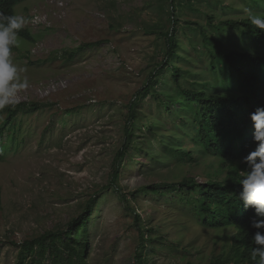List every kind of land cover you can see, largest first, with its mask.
Here are the masks:
<instances>
[{
	"label": "rangeland",
	"instance_id": "rangeland-1",
	"mask_svg": "<svg viewBox=\"0 0 264 264\" xmlns=\"http://www.w3.org/2000/svg\"><path fill=\"white\" fill-rule=\"evenodd\" d=\"M60 2L61 17L47 28H34L30 18L50 12L51 0H28L16 9L33 37H19L12 49L29 85L16 105L44 108H25L19 144L0 162V264H28L19 257L24 242L66 231L93 201L86 264H212L233 256L237 230L204 227L189 194L147 188L206 183L222 169L219 158L194 142L197 115L180 91L221 92L202 32L219 37L225 50L241 48L242 33L224 22L261 15L262 8L251 0H176L179 57L171 58V0ZM132 103V146L113 181ZM44 264H51L49 256Z\"/></svg>",
	"mask_w": 264,
	"mask_h": 264
},
{
	"label": "trees",
	"instance_id": "trees-1",
	"mask_svg": "<svg viewBox=\"0 0 264 264\" xmlns=\"http://www.w3.org/2000/svg\"><path fill=\"white\" fill-rule=\"evenodd\" d=\"M28 0H0V11L16 14L18 6ZM176 0H171V22L173 29L166 33L168 57H179L176 49ZM257 8H262L264 15V0H251ZM224 25L242 33L244 46L241 48H226L219 37L202 32V43L206 55L210 56V68L217 79L215 85L221 92H209L206 89H182L189 109H194L197 118L194 121L197 134L194 142L200 145L206 154L219 158L221 168L216 176L206 183H196L194 180H184L181 183H162L147 188L148 191L161 194L180 193L191 198L194 213L200 217L204 227L212 229L233 228L237 230L234 236V255L225 261L217 259L212 264H255L251 250L254 247L252 237L257 229L252 227L254 219H264L256 215L254 208L246 206L240 193L239 183L246 174L247 165L244 158L256 149L253 139L254 127L250 118L257 107H264V31L254 30L249 18L241 21H227ZM19 37L29 42L33 41L31 33L23 29ZM102 43L84 44L79 50L91 49ZM75 55L71 54V58ZM176 69V68H175ZM179 72L176 69L174 79L177 82ZM149 93L145 89L142 98ZM172 97V96H171ZM193 102V103H192ZM135 105L131 104L129 125L126 128V141L119 154V162L115 166L113 181L119 177L120 161L125 158L132 146V135L136 119ZM28 113H37L44 106L41 104H20L0 110L3 126L0 128V162L11 148L19 144V136L24 131V123L19 117L25 108ZM176 150L175 153H179ZM188 156L191 155L186 153ZM226 171V178L220 176ZM94 201L89 202L85 212L73 220L66 231L48 232L38 238L23 243L20 251L21 263L44 264L47 256L51 264H86V238L90 216L94 210ZM264 231V230H261Z\"/></svg>",
	"mask_w": 264,
	"mask_h": 264
},
{
	"label": "clouds",
	"instance_id": "clouds-1",
	"mask_svg": "<svg viewBox=\"0 0 264 264\" xmlns=\"http://www.w3.org/2000/svg\"><path fill=\"white\" fill-rule=\"evenodd\" d=\"M32 23H39V17L30 18ZM249 21L254 30L264 31V15L251 14ZM29 21L22 15L7 14L0 11V110L15 106L19 94L28 85L27 78H21L26 69L19 67L12 59V49L19 47V33ZM254 127L253 139L256 149L244 158L246 174L240 180V196L246 206L252 207L259 217H264V107H257L250 114ZM257 229L252 237L254 247L251 250L255 264H264V219L252 221Z\"/></svg>",
	"mask_w": 264,
	"mask_h": 264
},
{
	"label": "built area",
	"instance_id": "built-area-1",
	"mask_svg": "<svg viewBox=\"0 0 264 264\" xmlns=\"http://www.w3.org/2000/svg\"><path fill=\"white\" fill-rule=\"evenodd\" d=\"M51 4L54 6L50 12L36 11L32 14L31 19L33 17H39L40 19L39 23H32L30 20L31 25L34 28H47L49 27L52 19L61 17V12L64 4L60 2V0H51Z\"/></svg>",
	"mask_w": 264,
	"mask_h": 264
}]
</instances>
